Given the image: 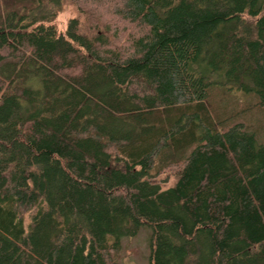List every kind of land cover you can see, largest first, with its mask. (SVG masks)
<instances>
[{"label":"trees","instance_id":"obj_1","mask_svg":"<svg viewBox=\"0 0 264 264\" xmlns=\"http://www.w3.org/2000/svg\"><path fill=\"white\" fill-rule=\"evenodd\" d=\"M115 1L0 0V264H264V0Z\"/></svg>","mask_w":264,"mask_h":264},{"label":"rangeland","instance_id":"obj_2","mask_svg":"<svg viewBox=\"0 0 264 264\" xmlns=\"http://www.w3.org/2000/svg\"><path fill=\"white\" fill-rule=\"evenodd\" d=\"M119 6L115 0H106L96 2L93 0H79V4H66L62 7L54 24L59 31L66 32L71 19L78 18L86 32L93 31V23L89 18L98 24L102 20L104 30H107L111 39L118 43V46L126 48L129 46L132 36L142 34L139 25L130 22L119 13ZM90 14V16H89ZM2 62L0 61V68ZM243 98V95H241ZM243 100V99H242ZM157 182L164 188L170 187L175 183L173 172L166 173L157 179ZM150 237L151 230L143 228L136 237L125 238L122 244V250L118 254L119 264H149L150 259Z\"/></svg>","mask_w":264,"mask_h":264}]
</instances>
